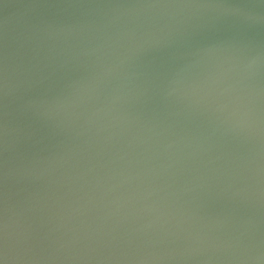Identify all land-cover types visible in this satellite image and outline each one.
Returning <instances> with one entry per match:
<instances>
[{"label": "water", "instance_id": "95a60500", "mask_svg": "<svg viewBox=\"0 0 264 264\" xmlns=\"http://www.w3.org/2000/svg\"><path fill=\"white\" fill-rule=\"evenodd\" d=\"M0 264H264V0H0Z\"/></svg>", "mask_w": 264, "mask_h": 264}, {"label": "snow or ice", "instance_id": "6c2138e0", "mask_svg": "<svg viewBox=\"0 0 264 264\" xmlns=\"http://www.w3.org/2000/svg\"><path fill=\"white\" fill-rule=\"evenodd\" d=\"M6 62L0 65V79L4 81L6 87ZM8 223L6 217L0 216V256L8 257Z\"/></svg>", "mask_w": 264, "mask_h": 264}]
</instances>
